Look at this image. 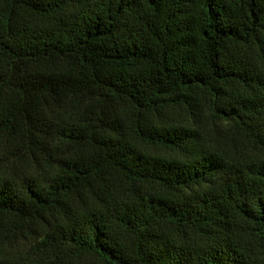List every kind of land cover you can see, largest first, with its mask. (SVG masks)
<instances>
[{
	"label": "trees",
	"instance_id": "obj_1",
	"mask_svg": "<svg viewBox=\"0 0 264 264\" xmlns=\"http://www.w3.org/2000/svg\"><path fill=\"white\" fill-rule=\"evenodd\" d=\"M0 264H264V0H0Z\"/></svg>",
	"mask_w": 264,
	"mask_h": 264
}]
</instances>
